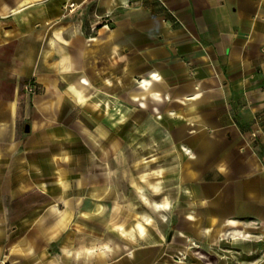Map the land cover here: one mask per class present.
<instances>
[{
  "label": "crops",
  "instance_id": "0c3cea01",
  "mask_svg": "<svg viewBox=\"0 0 264 264\" xmlns=\"http://www.w3.org/2000/svg\"><path fill=\"white\" fill-rule=\"evenodd\" d=\"M120 1L134 24L70 39L0 7V264L264 245V0Z\"/></svg>",
  "mask_w": 264,
  "mask_h": 264
},
{
  "label": "rangeland",
  "instance_id": "374dc122",
  "mask_svg": "<svg viewBox=\"0 0 264 264\" xmlns=\"http://www.w3.org/2000/svg\"><path fill=\"white\" fill-rule=\"evenodd\" d=\"M0 7L11 8V11L4 9L1 12L3 17L12 15V18L7 17L6 20L28 23V30L34 31L42 28L43 25L46 27V33L59 28L64 31L67 39L81 32L96 37L109 36V29L121 31L134 24L126 23L134 15L123 11L124 4L120 0H111L110 4L109 0H0ZM22 30L24 29L19 25V31ZM15 46V43L11 44L12 48ZM35 92L37 87L35 91H29V93ZM246 233L235 236L228 232L219 238L218 241L222 245L221 252L217 255L213 251L210 252L209 255L213 256L204 257L203 260L206 261L203 264H237V259L235 260L237 253L233 250L234 247L242 250L241 264H264V245L254 242L257 243V247L254 251H250L249 246L252 241L258 240ZM227 247H231L230 251H227ZM250 254L253 255L252 259L249 257Z\"/></svg>",
  "mask_w": 264,
  "mask_h": 264
},
{
  "label": "built area",
  "instance_id": "2783aa9c",
  "mask_svg": "<svg viewBox=\"0 0 264 264\" xmlns=\"http://www.w3.org/2000/svg\"><path fill=\"white\" fill-rule=\"evenodd\" d=\"M27 90H29L30 92H33V91H35V87L34 86H28Z\"/></svg>",
  "mask_w": 264,
  "mask_h": 264
}]
</instances>
